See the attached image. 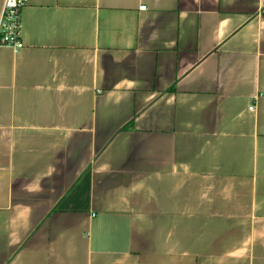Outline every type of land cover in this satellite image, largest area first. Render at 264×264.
Segmentation results:
<instances>
[{
    "label": "crops",
    "instance_id": "1",
    "mask_svg": "<svg viewBox=\"0 0 264 264\" xmlns=\"http://www.w3.org/2000/svg\"><path fill=\"white\" fill-rule=\"evenodd\" d=\"M21 18L24 47L0 46V264H264V0Z\"/></svg>",
    "mask_w": 264,
    "mask_h": 264
},
{
    "label": "built area",
    "instance_id": "2",
    "mask_svg": "<svg viewBox=\"0 0 264 264\" xmlns=\"http://www.w3.org/2000/svg\"><path fill=\"white\" fill-rule=\"evenodd\" d=\"M28 4L29 0H4L0 13V46H9L16 51L24 47L21 14ZM249 109L255 110V105H250Z\"/></svg>",
    "mask_w": 264,
    "mask_h": 264
}]
</instances>
